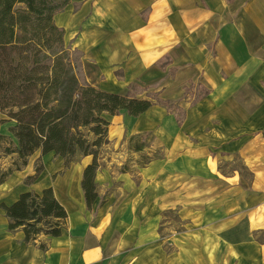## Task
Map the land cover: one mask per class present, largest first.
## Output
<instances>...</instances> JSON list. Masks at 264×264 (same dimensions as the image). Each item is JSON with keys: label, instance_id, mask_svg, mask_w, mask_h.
I'll list each match as a JSON object with an SVG mask.
<instances>
[{"label": "crops", "instance_id": "crops-1", "mask_svg": "<svg viewBox=\"0 0 264 264\" xmlns=\"http://www.w3.org/2000/svg\"><path fill=\"white\" fill-rule=\"evenodd\" d=\"M74 4H79L77 10ZM54 23L64 30V41L83 53V63L97 70L99 76L92 86L126 94L128 86L137 85L184 113L178 126L175 111L158 105L147 110H165L163 119L172 134L167 137L173 139L168 165L174 170L209 174L206 153L211 149L222 156H248L244 157L247 165H257L255 170L264 172V0H71L54 16ZM162 58L159 67L156 62ZM200 88L208 94L191 105ZM159 135L154 136L161 139ZM87 157L90 160L83 166H64L58 179L64 184L63 193L75 198L74 204L59 202L67 213L59 236L40 235L35 241L24 242L21 229L8 230L1 206L11 205L24 192L10 204H0V264H149L145 258L124 263V253L137 241L138 233L124 231L116 239L115 228L123 217L132 216L130 213L91 209L98 199L99 158L94 178L96 198L86 207L81 179L92 161ZM46 188L51 187L31 192ZM104 202L100 200L98 206ZM70 210L77 215L75 224ZM236 224L219 222L217 233L224 234L223 228ZM135 228L137 232L138 223ZM223 248L219 244L214 250ZM195 254L186 245L184 259L178 264H193ZM221 259L211 261L235 264L234 259Z\"/></svg>", "mask_w": 264, "mask_h": 264}, {"label": "rangeland", "instance_id": "rangeland-1", "mask_svg": "<svg viewBox=\"0 0 264 264\" xmlns=\"http://www.w3.org/2000/svg\"><path fill=\"white\" fill-rule=\"evenodd\" d=\"M81 60L85 79L91 85L99 75L93 65L83 63V57ZM163 110L156 107L138 118L125 113L106 117L107 143L97 153L101 167L98 199L91 209L97 213L126 210L132 215L123 217L115 228L116 239L124 231L138 233L137 241L124 253V263L145 258L149 264H178L184 259L186 245L196 253L193 264H213L211 259L222 260L221 257L234 259L235 264L264 261V172L255 170L259 169L257 165L251 170L244 159L248 156H222L211 149L206 153L209 174L174 170L168 165L173 139L167 137L172 134L163 119ZM3 118L0 114V134H8L10 124L2 123ZM141 143L144 147L135 152L134 145ZM86 157L76 155L70 168L87 164L90 158ZM15 159V155L0 157V173L10 168ZM37 163L42 164L43 172L28 186L25 177L33 174ZM63 168L62 158L52 153H34L25 167L0 185V204H10L22 192H39L49 186L58 202L74 204L75 198L63 193L64 184L58 180L65 172ZM58 172L62 173L53 179ZM100 200L105 202L98 206ZM70 220L74 224L77 221L71 210ZM224 220L237 224L223 228L227 232L220 235L217 223ZM136 223L140 226L137 232ZM113 243L115 239L112 249ZM219 244L224 251L214 250Z\"/></svg>", "mask_w": 264, "mask_h": 264}, {"label": "trees", "instance_id": "trees-1", "mask_svg": "<svg viewBox=\"0 0 264 264\" xmlns=\"http://www.w3.org/2000/svg\"><path fill=\"white\" fill-rule=\"evenodd\" d=\"M70 3L0 0V114L4 117L1 122L10 124L8 134H0V157L16 156L11 165L14 167L0 173V184L25 167L36 152L62 158L65 168L76 155L91 156L81 179L89 208L96 198L97 153L107 143L106 117L125 113L137 118L158 105L175 111L180 126L184 113L157 93L137 85L128 86L126 94L90 85L83 73V53L71 43L65 44L64 30L54 23V16ZM78 7L74 4V10ZM163 60L156 65L161 67ZM200 89L191 105L208 94ZM143 147V143L136 144L133 150L139 152ZM42 171V164L37 163L26 184L31 185ZM1 208L8 219V230L21 229L24 242L35 241L40 235L59 236L67 218L51 188L40 193L24 192L14 203ZM40 248L44 249L42 245Z\"/></svg>", "mask_w": 264, "mask_h": 264}]
</instances>
